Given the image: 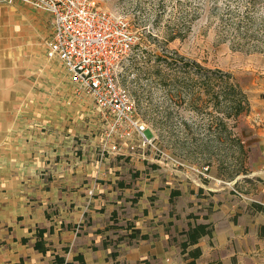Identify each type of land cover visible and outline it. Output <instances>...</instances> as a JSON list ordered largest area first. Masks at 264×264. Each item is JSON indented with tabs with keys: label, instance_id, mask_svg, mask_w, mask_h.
Segmentation results:
<instances>
[{
	"label": "crops",
	"instance_id": "crops-1",
	"mask_svg": "<svg viewBox=\"0 0 264 264\" xmlns=\"http://www.w3.org/2000/svg\"><path fill=\"white\" fill-rule=\"evenodd\" d=\"M244 116L247 124L239 133L250 148L249 169L256 178L246 184L257 187L247 188L250 200H232L217 179L190 183V170L162 164L164 157L159 159L152 146L109 150L103 157L99 151L110 141L101 115L102 120L62 119L59 130L39 136L46 145L40 143L35 152L20 140L17 152L10 150L17 162L8 156L0 168V264H55L56 253L67 262L80 255L83 264H191L193 251L201 252L196 264H264V100L251 103ZM148 130L156 145L155 130ZM135 172L140 175L134 177ZM173 189L181 191L175 205ZM138 191L143 195L133 202ZM206 193L211 200H200ZM113 216L117 224L133 223L149 237L122 241L114 256V246L104 241L128 230L99 232ZM197 223H211L213 233L184 249L181 232ZM74 225L79 230L68 227ZM38 226H54L53 233H45L53 248L47 253L35 249ZM64 246H69L67 253Z\"/></svg>",
	"mask_w": 264,
	"mask_h": 264
},
{
	"label": "rangeland",
	"instance_id": "rangeland-1",
	"mask_svg": "<svg viewBox=\"0 0 264 264\" xmlns=\"http://www.w3.org/2000/svg\"><path fill=\"white\" fill-rule=\"evenodd\" d=\"M96 1L100 9L122 16L128 21L135 44L142 39L147 40L145 37L149 34L139 25L135 15L144 14L147 24H151L156 13L160 11L164 15L159 26L163 28L169 18L167 14L181 10H199L202 15L195 19L191 35L184 41L172 42L170 49L207 68L232 73L247 93L250 103L264 100V52L247 53L235 50L227 39L232 27L245 24L247 20H250L256 30L264 31V0ZM153 32L158 34V42L150 44L149 48H158L159 52H163V30L154 29ZM52 33V17L45 10L21 2L0 4V168L7 165L8 156L10 160L17 162L15 156L11 157L14 153L10 150L17 152L16 149L21 147L18 143L20 140L27 147L34 148L35 152L36 146L43 140L39 136L59 130L64 122L62 119L95 120L100 117L89 96L79 92L60 62L48 56ZM133 54L134 50L119 69V84L134 99L139 117L155 130V152L160 156L159 159L164 157L161 163H169L173 170H190L191 179L187 178L190 183H193V179H200L204 184H208L217 179L229 188V194L233 195L232 200H250L247 188L257 189L252 184L247 187V181L256 179L251 171L248 174H240L235 180H229L219 177L216 167L212 166L207 175H204L200 171L208 166L196 161L191 163L183 159L179 151L174 150L167 129L161 125L165 123V115L159 113L157 107L166 109L170 105L180 104V101L176 98L171 101L166 89L160 84L153 83L147 87V80L129 69ZM142 64L141 62V66ZM2 94L7 95L4 100ZM87 111L88 115L84 114ZM181 113L183 119L179 115L175 117V122L179 124L183 120L201 121L200 117H195L188 110H181ZM6 116L9 117L8 120L3 119ZM245 124L247 117L242 116L237 128L238 133ZM103 132L106 137L105 127ZM146 135H152L150 130L146 131ZM31 139L34 141H30ZM134 143L139 145L140 141L136 140ZM105 146L99 151L103 157L111 150ZM139 148L141 147L138 146L137 149ZM25 149L22 147V150ZM5 150H8V153L3 156ZM247 166L249 168V158ZM42 172L44 173V170ZM133 174L134 177L140 175L139 172ZM134 196H138V193ZM200 198L211 200L208 193Z\"/></svg>",
	"mask_w": 264,
	"mask_h": 264
},
{
	"label": "trees",
	"instance_id": "trees-1",
	"mask_svg": "<svg viewBox=\"0 0 264 264\" xmlns=\"http://www.w3.org/2000/svg\"><path fill=\"white\" fill-rule=\"evenodd\" d=\"M159 12L156 13L151 24H147L148 21L144 18V14L135 15L139 25L149 34L145 37L147 40L142 39L133 47L134 54L129 69L142 75L148 82L147 87L153 83L160 84L166 89L171 101H174V98L180 101V104L170 105L166 109L159 106L157 111L164 113L165 123L161 125L167 129L173 141L172 147H175V151H179L183 159L191 163L196 161L199 164H205L209 168L216 167L217 175L223 179L235 180L240 174H248L250 169L247 161L250 148L247 147L243 136L237 132L241 117L251 110L247 93L232 73L207 68L170 49L169 45L172 42L184 41L191 35L195 19L202 15L199 10L169 13L167 14L169 18L163 28L159 24L164 14ZM249 21L232 27L227 39L231 41L235 50L247 53L264 52V31L256 30V27ZM154 29L163 30V52H159L158 48H149L150 44L158 42V34L153 32ZM181 110L192 112L195 117H200L201 121L183 120L180 124L175 122L177 115L183 119ZM127 185L131 186L132 183ZM137 193L138 196L130 200L133 202L139 200L143 192L138 191ZM180 195L179 189L171 191L170 200L173 205ZM117 223L118 220L113 216L111 222L104 229L99 230V232L113 230L114 233H118V230L123 228L128 230L126 234H119L117 238L107 237L104 241L105 246H114V256L118 255V248L122 241L132 243L134 240L149 237L147 234H142L133 223H128L127 226ZM68 227L77 230L80 226ZM213 230L211 223L190 224L188 229L181 232L185 235L183 248L186 249L189 245L197 243L204 235H211ZM53 231L54 226L50 229L39 226L36 228L37 239L34 245L36 250L47 253L53 249L45 239V233H53ZM27 240L25 238L23 241ZM63 251L67 253L69 246H64ZM190 255L193 257L191 264H196V259L200 257L201 252L193 251ZM74 261L67 262L61 253H56L53 259L55 264L84 263L80 255L76 256Z\"/></svg>",
	"mask_w": 264,
	"mask_h": 264
},
{
	"label": "built area",
	"instance_id": "built-area-1",
	"mask_svg": "<svg viewBox=\"0 0 264 264\" xmlns=\"http://www.w3.org/2000/svg\"><path fill=\"white\" fill-rule=\"evenodd\" d=\"M16 2L51 15L48 56L60 62L77 90L94 103L105 125L108 147L115 152L135 151L138 146L157 149L146 135L149 125L139 117L134 99L119 84V69L135 46L128 21L100 9L96 0H0ZM208 170L204 167L200 172L207 175Z\"/></svg>",
	"mask_w": 264,
	"mask_h": 264
}]
</instances>
